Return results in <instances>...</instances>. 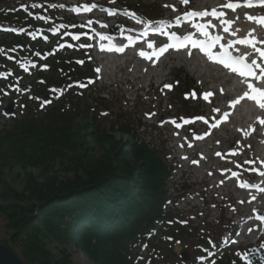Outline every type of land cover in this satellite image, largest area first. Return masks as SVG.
Returning <instances> with one entry per match:
<instances>
[{"label":"rangeland","instance_id":"374dc122","mask_svg":"<svg viewBox=\"0 0 264 264\" xmlns=\"http://www.w3.org/2000/svg\"><path fill=\"white\" fill-rule=\"evenodd\" d=\"M17 1L27 4L37 2L42 10L45 9L46 13L58 22L56 25L72 29V34L63 30L62 33L55 31L58 33L53 36L50 33L47 39L41 35L38 36L39 40H36V37L32 38L39 42L37 45L39 48H35L39 49L44 57L33 58L36 63L30 71L31 78L35 80L36 72L42 68L48 69V65H52L58 56L68 59L73 55L76 60L83 58V61L90 59V66L95 71V75L89 73L94 75L93 78L82 77L64 82L58 90H53L56 98L53 97L52 91L45 93L41 99L37 98L34 103L37 116L45 109L56 105L62 94L67 96L70 93L75 96L71 101L72 104L74 103L73 119L83 122L86 116L92 122L94 116L99 115L97 118L103 123V128L109 129L116 115L117 119L124 116L131 127L138 132L140 139L156 145L166 154L167 164L172 169L167 187L169 198L167 209L190 221L195 228L193 231L195 237L183 236L184 245L174 247V252H171L167 241L162 238L155 239L158 250L154 252L155 249L150 246V252L140 251L136 254L135 264H178L182 259L183 250H186L188 256L185 263L189 264L196 253L194 241L199 232L205 234L206 241H210L213 245L214 243L221 245L215 247L216 250L209 253L208 257H203L205 264H220L218 259L221 257L235 261L237 264H244L243 262L252 264L248 259L250 252L258 246L264 252V225L257 230L259 236H251L253 231L246 230L244 235L250 237H243L240 242L244 228L237 223L239 215L235 210H247L248 199L255 195L257 199L252 200L251 203L255 206L260 205L259 214H264V193L257 194V190L255 194H251L252 189L239 187L242 180L256 185L258 183L260 187H264V182L258 180L256 172L246 171L252 167L264 168V164L260 163L264 161V125L259 124V119L264 118V112L247 100L234 108L230 107L229 101L243 95L247 89L237 88L231 77L217 68L200 49L188 47L179 51L171 50L161 56L158 62L156 57H153L152 61L141 57L140 51L149 54L154 51L153 48L148 47L149 43L154 44L158 49L162 43L168 41L169 37L163 34L156 35L150 31L147 33L150 38L147 39L144 36L146 34H138L136 30L144 29L149 22L157 27L164 22L172 26L167 29L169 32L181 35L194 31L202 37L199 29L192 27L193 23L210 22L208 28L210 36H222L220 43L227 44L232 40L247 38L250 33L259 40H264V27L247 19L248 15L264 17L262 8L238 7L233 11L224 7L227 3L239 0H189L187 5L183 0ZM92 4L96 7L91 11H84L85 7L91 8ZM123 7H132V10L140 11L142 14L123 16L124 14L119 10ZM113 9L116 10L115 15H109L108 11ZM212 9L224 12L225 16L220 19L208 16L201 21L200 18L185 20L183 15L185 11L188 12L187 10L210 12ZM178 16L179 25L176 20ZM41 17L42 15L38 14L36 18ZM224 19L232 23L224 25L221 23ZM78 24L83 26V29H77ZM35 25L38 30L52 31L49 22L44 25L38 20ZM117 27L119 29L114 32L112 29ZM224 27H229L230 32L225 33ZM232 31H236L237 34L231 35ZM124 32L130 34L129 36L138 35L147 40L145 39L142 46L139 45L131 50L135 54L118 55L100 49L101 44L107 47L112 44L121 46L128 43V38L125 40L121 37ZM80 33L82 35L80 40H74L73 36ZM0 35L6 34L0 33ZM102 36H110L111 39L102 40ZM53 39L56 42L61 40L58 44L59 48L53 53H47L50 49L49 41ZM80 44L86 47L81 48ZM259 46L264 47V44ZM243 47L246 46L239 44L233 46L237 50ZM189 52L192 55H189ZM187 80L196 83V96L193 98L191 92L185 100L183 91ZM81 84L86 86L80 87ZM165 85L172 87L169 89ZM25 89L20 90V94L16 96L9 94L2 98L0 95V136L4 132L18 129L15 125L16 120L26 117L27 111L22 107V103L30 97V93L33 94V90ZM209 91L215 95L209 97V101L203 100V93ZM102 97L107 100L99 101ZM10 105L13 109L9 116L6 109ZM217 108L220 109L219 113L215 111ZM226 111L230 112L228 120L219 123L216 128H211L209 125L219 121ZM194 115L203 116L209 120V124L206 125L203 120L195 119ZM184 120L194 122L185 124ZM177 124L181 126L177 127ZM253 128L255 131H252ZM241 130L250 132V135L245 137ZM118 137L120 138L119 133ZM197 137L203 138L197 139ZM101 152L102 150L97 147L95 154ZM233 152L237 154L232 155ZM0 153V243L12 249L25 264H45V262L93 264L74 243L67 244L56 239L52 240L42 228H38L32 234L26 231L19 236L14 235L15 230L10 226L13 204L30 192L29 176L24 177L22 166L13 159V155L2 154V150ZM249 159L255 160L256 164H245L244 161ZM70 163L69 159L57 160L51 167L37 171L38 178L35 177L41 182V188H45L48 176L58 175L57 177L63 181L73 177V173L69 171ZM233 171L238 175L232 176ZM251 173L255 174L253 179L247 175ZM245 197L246 200L241 203L242 200L239 199ZM255 222L254 217L249 224ZM247 242L251 244L246 245Z\"/></svg>","mask_w":264,"mask_h":264},{"label":"trees","instance_id":"16d2710c","mask_svg":"<svg viewBox=\"0 0 264 264\" xmlns=\"http://www.w3.org/2000/svg\"><path fill=\"white\" fill-rule=\"evenodd\" d=\"M46 12L35 1L0 0V26L12 30L7 37L0 35V95L4 98L20 94L23 88L33 90L22 103L27 112L26 117L16 120L18 129L0 136L2 154L13 155L24 177L29 176L30 192L13 204L10 226L14 235L26 231L32 234L42 228L52 240L74 243L93 264H135L140 251L150 252V246L154 252L158 250L155 239L160 238L174 252V247L184 245L183 236L195 237V228L190 221L166 211L172 169L163 150L140 139L124 116L117 119L116 115L109 129L103 128L99 115L92 122L86 116L83 122L73 119L71 101L75 96L70 93L62 94L56 105L37 116V98L50 91L56 98L53 90L64 82L95 75L90 61L76 60L73 55L68 59L58 56L48 69L36 72L35 80L25 71L39 50L35 48L39 42L32 39L39 40L35 23L50 22ZM38 14L42 15L40 19L36 18ZM195 85L192 80L186 81L185 100V94L193 92ZM97 147L102 150L98 155ZM63 159L70 160L73 177L63 181L58 175L48 176L42 189L37 171ZM194 243L196 253L190 264L198 262L195 255L201 253L200 246L209 245L202 232ZM219 261L237 264L228 258ZM178 264L186 263L181 260Z\"/></svg>","mask_w":264,"mask_h":264},{"label":"snow or ice","instance_id":"6c2138e0","mask_svg":"<svg viewBox=\"0 0 264 264\" xmlns=\"http://www.w3.org/2000/svg\"><path fill=\"white\" fill-rule=\"evenodd\" d=\"M183 3L185 5H187L189 3V0H183ZM244 4L249 8L253 7L254 4H259V5L264 6V0H244ZM240 6L241 5L238 3H227L224 5V7L232 9L233 11H235V9L240 7ZM53 7H55V5H53ZM61 7H63V5H61ZM95 7H96V5L92 4L91 8L85 7L84 11H91ZM165 7H168V6L165 5ZM173 10H175V9H173ZM77 11H79V9H77ZM115 11H116L115 9L109 10L108 14L109 15H115ZM133 15H135V13H133ZM183 15H184L185 20H188V19L196 20V18H200V20L202 21L205 17H208V16H211V17L216 18V19H220L221 17L225 16V13L222 11L218 12L216 9H212L210 12L207 10L202 11V12L188 11V12H185ZM247 19L249 21L256 22L260 26L264 27V17H256L253 15H248ZM176 20H177V24L179 25L180 17L179 16L176 17ZM221 23L224 25H230L232 23V21L224 19V20H221ZM170 27H172V26L165 24L164 22H161L160 27L152 28V22H149V28L152 30V32L167 35L169 37L170 42L168 44L164 45L163 47L158 48V49L155 48L154 44L149 43L148 47L153 48L154 51L151 54H149L146 51H140L139 55L143 58H146L149 61H152L153 57H156V61L158 62L159 58L161 56H163L169 49L179 51L181 49L188 48L189 45L193 49H200L201 51H203L208 56V58L210 60H212L213 62H215L217 64L222 65L225 69H228L232 73H235L239 77L243 78V82L246 85L247 91H245L243 93V95L237 97L236 99L230 100L229 101L230 107L234 108L236 105H239L242 101L247 100V101H250V102H253L254 104H256L257 107L262 112H264V47L259 46V45L264 44V40H259L258 38H256L254 35H252L250 33L247 38L232 40V41L228 42L227 44H223V43H220V41L222 40V36H220V35L210 36V33L208 31V28L210 27V22H207V23L196 22V23H193V25H192V27L199 29L200 34L203 37L209 38L206 40L194 38V34H192V33H189V34L184 35V36H180L176 32L167 31V29ZM223 31L225 33H228V32H230V29H229V27H224ZM144 34H146V33H144ZM230 34L235 36L237 33H236V31H232ZM84 35H87V34L84 33ZM80 38H81L80 34L73 36L74 40H80ZM45 39H47V37H45ZM101 39L102 40H109V39H111V37L110 36H102ZM128 40L129 41L133 40V37L129 36ZM218 44H219L220 49H222V51L219 53L211 51L212 49L216 48V46ZM236 44L251 48L254 51V53L258 54V57L253 58L249 61L247 59L246 55H241V56L233 55V53L230 52L229 49H232L233 46ZM69 46L71 47V45H69ZM79 47L83 48L86 46L84 44H80ZM88 47H91V45H88ZM100 49L102 51L106 50L108 52L114 51V52H118V53H123L125 51L124 47L117 46L116 44H112V45L107 46V47L104 44H101ZM15 50L16 49H11L10 51H15ZM0 51H3V49H0ZM188 54L192 55L191 52H189ZM37 55H39V53H37ZM80 63H83V62L80 61ZM33 67H35V65H33ZM97 71H99V69H97ZM85 86L86 85H84V84L80 85V87H85ZM165 87L170 89L172 86L171 85H165ZM17 90H19V89H17ZM0 91H2V90H0ZM222 92H223V90L221 89V93ZM191 95L193 98H195V96H196L195 91H193V93ZM214 95L215 94L213 92L209 91V92L203 93L202 98L205 101H209V97H212ZM188 96H189V94L186 93L185 98L187 99ZM215 111L217 113H219L220 109L217 108V109H215ZM229 116H230V112L226 111L222 114L221 119L219 121H217L216 123H212L209 126L211 128H216V127H218L219 123H221L223 121H227ZM195 119L203 120L206 125L209 124V120L205 119L203 116L196 117ZM192 122H194V121L184 120L185 124L192 123ZM173 123H175V121H173ZM259 124L264 125V118L259 119ZM176 126L180 127L181 125L177 124ZM241 131L243 132V135L245 137L250 135V132H248V131H244V130H241ZM252 131H255V129L253 128ZM202 138L203 137H197V139H202ZM237 143H239V141H237ZM249 147H251V146L249 145ZM236 154H237L236 152L232 153V155H236ZM217 155H219V153H217ZM193 163H197V161H193ZM244 163L254 165V164H256V161L249 159V160L244 161ZM260 163L264 164V161H261ZM246 171L256 172V173H258L259 176L264 177V170H261V168H258V167H252L250 169H246ZM231 174L234 177L238 175V173L235 171H233ZM239 187L241 189H249V190L255 188L259 192L264 193V187H260L259 185L252 184V183L241 182L239 184ZM256 199H257V197L255 195H253V196H251V199L248 202L251 203L252 200H256ZM243 202L244 201H241V203H243ZM256 220L260 221V222H264V214H258L256 216ZM248 231L251 232V231H253V229L249 228ZM169 239H171V238H169Z\"/></svg>","mask_w":264,"mask_h":264},{"label":"bare ground","instance_id":"6f19581e","mask_svg":"<svg viewBox=\"0 0 264 264\" xmlns=\"http://www.w3.org/2000/svg\"><path fill=\"white\" fill-rule=\"evenodd\" d=\"M237 88H240L237 86ZM249 177H251L253 179V177H255V174L254 173H251V174H247ZM241 182H246L244 180H242ZM256 189H252V191L250 192L251 194H255L256 193ZM260 192L258 191L257 194H259ZM239 200H246V197L245 199L243 198H240ZM249 201V199H248ZM248 203V206L249 208L247 210H239V209H236L235 212L239 215L238 217V220H237V223H239V226H242L244 228V231H243V236H241L240 239H242L243 237H246L248 238L249 235H244L249 228H252L253 229V233H251V235H255V236H259L260 233L259 231H257L259 229V227H263L264 225V222H260V221H257L255 223H250L249 224V221L252 219V218H256L255 215H257V213L259 214V212H261L260 210V205H253L252 203ZM246 213V215H245ZM247 230V231H246Z\"/></svg>","mask_w":264,"mask_h":264},{"label":"water","instance_id":"95a60500","mask_svg":"<svg viewBox=\"0 0 264 264\" xmlns=\"http://www.w3.org/2000/svg\"><path fill=\"white\" fill-rule=\"evenodd\" d=\"M12 105H10L6 110L8 113L12 112ZM254 256L250 255L251 260L253 261V264H259V262L256 261L258 257L261 258V262L264 263V253L260 251V248L257 247V251H252ZM183 257L187 259L186 253H182ZM0 264H25L22 259L9 247H7L4 244L0 243Z\"/></svg>","mask_w":264,"mask_h":264}]
</instances>
